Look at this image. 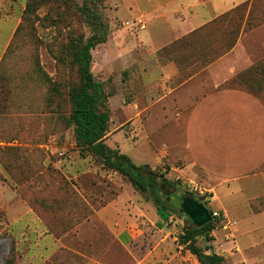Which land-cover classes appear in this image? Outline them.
<instances>
[{"label": "rangeland", "instance_id": "374dc122", "mask_svg": "<svg viewBox=\"0 0 264 264\" xmlns=\"http://www.w3.org/2000/svg\"><path fill=\"white\" fill-rule=\"evenodd\" d=\"M4 1L6 7L0 9V73L6 79L0 90V264H200L179 242L189 224L182 211H168L162 218L151 193L137 191L128 178L91 155L84 156L77 147L67 118L69 94L80 78L63 49L66 24L56 28L42 19L24 23L8 51L7 40L17 14L22 20L27 0ZM92 1L87 4L99 18L92 23L108 25L107 41L92 50V72L106 95L102 109L110 116L105 143L168 178L173 184L163 187V198L171 204L170 195L184 191L189 181L171 171L165 157L168 146L180 144L184 137V102L166 101L169 83L156 70L173 63V57H189L184 69L176 65V83L199 72L197 66L212 57L208 36L205 49L179 45L173 54L166 52L168 59L161 57L160 51L178 38L157 50L151 64L152 51H145L139 40L142 30L123 26L138 18L147 26V19L119 13L122 0H95V5ZM84 2L75 0L80 7ZM49 9L43 7L40 18ZM255 11L257 19L264 16V0H259ZM73 24L86 37L98 30L91 24ZM202 53L205 58L199 60ZM194 61L199 63L191 64ZM255 87L263 89L264 98V77ZM175 150L177 155L187 153L184 147ZM206 206L220 218L212 240L208 243L200 237L198 245L206 253L223 256L224 264H264V243L244 250L238 244L236 218L216 202ZM263 211L253 208L249 213Z\"/></svg>", "mask_w": 264, "mask_h": 264}, {"label": "crops", "instance_id": "0c3cea01", "mask_svg": "<svg viewBox=\"0 0 264 264\" xmlns=\"http://www.w3.org/2000/svg\"><path fill=\"white\" fill-rule=\"evenodd\" d=\"M244 1L122 0L119 13L147 19L139 40L145 51H152L150 63L155 64L157 50ZM20 21L17 14L5 49ZM156 71L169 83L166 101L184 102V137L168 146L165 156L170 170L197 184L201 180L209 195L205 201L218 203L236 218L238 244L244 250L258 248L264 243V211L249 210L264 209V98L263 89L255 87L264 77V23L242 32L230 52L180 84L174 62ZM176 146L187 153L175 154ZM182 192L195 197L186 189Z\"/></svg>", "mask_w": 264, "mask_h": 264}, {"label": "trees", "instance_id": "16d2710c", "mask_svg": "<svg viewBox=\"0 0 264 264\" xmlns=\"http://www.w3.org/2000/svg\"><path fill=\"white\" fill-rule=\"evenodd\" d=\"M94 1H92L93 5H95ZM258 4L259 0H252L251 2L247 0L237 5L230 11L217 16L215 19L165 47L160 51L161 57L168 59V53L166 52L173 54V50L179 45H186V48L198 46V48L205 49L206 46L203 43H205V38L208 36L209 51L212 57L197 66L200 70L207 67L216 59L230 52L235 47L242 32L250 31L264 23V16L258 19L255 16V9ZM45 6H49L50 9L40 18V10ZM91 8L87 4V0H85L83 7L78 6L75 0H27L21 23L12 38L17 36L24 23L31 24L33 21L42 19L56 28L66 24L68 31L66 33L67 41L64 43L63 49L71 57L80 78L79 86L72 88L69 94L71 109L67 118V125L73 127L77 147H79L84 156L91 155L105 167L128 178L137 191L151 193L152 200L157 207V213L166 219L168 211L173 213L181 212L173 205L166 203L163 198V187L171 186L173 183L163 174L158 176L149 165H137L130 156L119 150L112 149L105 143L110 116L107 111L102 109L106 95L102 84L95 80L92 72V50L97 45L107 41L108 25L103 22H98V26L94 25L92 21L99 18H96V11H92ZM73 23L79 26L81 24L85 26L91 24L97 27L98 30L90 37H86L84 32L74 29ZM10 43L7 48L8 51L13 45L12 41ZM198 55L199 60L205 58L203 53ZM187 59L173 57L172 61L176 63L179 69H184ZM198 63L199 61L191 62L193 65ZM3 81H6V79L0 73V90L5 86L2 84ZM1 94L3 95V92ZM204 198L205 196H201L199 200L207 205V201ZM261 202L262 204L264 203V197ZM213 212L211 211L212 214ZM218 221L214 217L210 223L202 227H195L189 223L185 226L183 234L180 236V244L184 245L195 255L200 264L225 263L223 256L215 252L206 253V249L198 245L200 237H204L208 243L212 240L211 232ZM209 249H211L210 246H208L207 250Z\"/></svg>", "mask_w": 264, "mask_h": 264}, {"label": "water", "instance_id": "95a60500", "mask_svg": "<svg viewBox=\"0 0 264 264\" xmlns=\"http://www.w3.org/2000/svg\"><path fill=\"white\" fill-rule=\"evenodd\" d=\"M174 207L181 210L188 223L195 227H202L213 220L209 208L198 198L181 192L172 197Z\"/></svg>", "mask_w": 264, "mask_h": 264}, {"label": "built area", "instance_id": "2783aa9c", "mask_svg": "<svg viewBox=\"0 0 264 264\" xmlns=\"http://www.w3.org/2000/svg\"><path fill=\"white\" fill-rule=\"evenodd\" d=\"M123 26L125 27H131L134 28L136 27L139 30H145L146 29V23L145 21H143L142 18H138L136 20H132V21H126L123 23ZM186 190L189 194L195 196L196 198H199L201 196H205V200H208L209 195L208 192L206 190H204L203 187H201L199 184H197L196 182H194L193 180H189L186 184ZM213 218H220V214L218 212H213L212 214ZM235 223H233L234 225Z\"/></svg>", "mask_w": 264, "mask_h": 264}, {"label": "flooded vegetation", "instance_id": "af4514ba", "mask_svg": "<svg viewBox=\"0 0 264 264\" xmlns=\"http://www.w3.org/2000/svg\"><path fill=\"white\" fill-rule=\"evenodd\" d=\"M176 194H178V193H175V194H171V195H170L171 205H173V206H174V204H173V203H174V200H173L172 197L175 196ZM180 211H181V210H180Z\"/></svg>", "mask_w": 264, "mask_h": 264}]
</instances>
